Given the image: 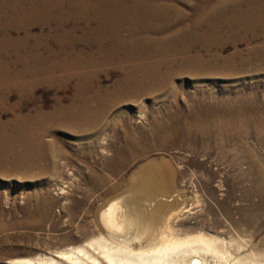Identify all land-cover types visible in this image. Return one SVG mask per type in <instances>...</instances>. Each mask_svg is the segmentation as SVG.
<instances>
[{"label":"rangeland","instance_id":"374dc122","mask_svg":"<svg viewBox=\"0 0 264 264\" xmlns=\"http://www.w3.org/2000/svg\"><path fill=\"white\" fill-rule=\"evenodd\" d=\"M238 1L212 0L210 6L220 2L231 15L237 7L247 10L254 0ZM126 2L134 10L133 1ZM167 3L174 8V22L176 8L188 14L189 26L202 14L194 9L195 1ZM46 4L51 5L49 10ZM86 15H81L76 0H0V62L7 65L11 77L27 66L57 64L53 73H28L11 82L0 66V159L8 158L0 166V264H114L105 256L107 248L115 259L145 264L157 258V248L175 243L184 244L188 252L171 250L161 264H264V128L224 137L219 143L195 138L190 142L182 135L160 137L156 132L158 124L189 116L202 101H228L237 107L245 100L256 104L249 111L264 115V28L250 32L240 23H225L217 29L211 18L190 28L209 35V40L197 41L189 32L194 41L191 51L152 57L155 49L147 47L143 57L132 61L128 50L133 44L114 53L116 38L103 33L94 11ZM189 56L203 57L211 70L183 72L138 95L116 93L133 65L173 59L179 70ZM230 58L233 65H225ZM161 70L165 72V66ZM106 93L105 110L93 126L85 130L57 122L64 109ZM41 111L46 114L45 129L40 130L45 145L38 149L34 141L25 148L15 139L3 138L6 132L17 134L18 117L26 116L29 122L30 115ZM29 152L36 153L35 158H27ZM152 170L158 176L168 172L172 192L145 197L140 208L134 192ZM111 204L112 218H107L106 226L102 212ZM159 204H165L162 214L149 219L148 211ZM200 232L218 239L217 252H206L203 243L190 241ZM169 236L184 240L169 243L165 241Z\"/></svg>","mask_w":264,"mask_h":264},{"label":"bare ground","instance_id":"6f19581e","mask_svg":"<svg viewBox=\"0 0 264 264\" xmlns=\"http://www.w3.org/2000/svg\"><path fill=\"white\" fill-rule=\"evenodd\" d=\"M76 1L78 2V8H79L81 15L85 16L86 14L89 13V11H91V10H92V12L94 11L95 16L97 17V19L100 23L99 24L100 29L103 31V33L116 38L117 42L112 49V51L114 53H119L120 49L122 47H125L128 44H133L132 48H130V50H128V56L132 58L131 59L132 61L140 59V57L142 56V53H141L142 50L146 49L147 47H149V48L152 47L155 49L154 53L152 54V57H171V56H176V55H180L182 53H186V52L191 51L193 48L192 46L194 45V41H192L193 39H195L197 41L198 40H204V41L209 40V38H208L209 35L207 32H199L198 30H196L195 33H194V31L192 32V29H193L192 25L195 22L202 25L201 23H204V22L209 23L210 19L213 18V20L211 19L212 20L211 22H213V25H215L217 29L219 27H222L225 23L232 24V25L235 23H240L242 30L244 28V31H250V32L252 30L253 31L256 30V28H258V27L264 28V0L250 1L247 10H243L242 8L237 7V8H235V10L232 12L231 15H229L228 10L224 9V7L222 6L223 4L220 3L221 1L219 3L213 4L212 6H210V2L212 0H185V1H189V2L195 1L196 5L194 6V9L196 8V10L202 12V14L197 19H194L191 21L192 22L191 26H189L187 23L188 14L184 13L183 11L178 10L177 8L175 10L176 15H177V18H176L177 21L176 22L172 21L173 19H172L171 11H172V9L174 10V8L170 5H168V3H167L168 0H132L134 10L130 7L129 4H127L126 0H93L94 1L93 3H88L87 1L85 2V0H76ZM239 1H238V3H239ZM153 4H157V8H154ZM37 5H38V3H36V5L35 4L33 5V7H32L33 13L37 12L36 11ZM150 5L152 6V8L150 7ZM46 6L47 7L45 9H47V10H49L51 7V5L49 6V4H46ZM103 6L106 7L107 13L103 12V10L105 11ZM240 6H241V4H240ZM42 9H40V10H42ZM176 25L178 27H176ZM190 28H192V29H190ZM189 32L193 33V36H192L193 39L188 38L187 34ZM36 57H38V56H36ZM40 61H38V62H40ZM121 62H123V61H120V63ZM233 62H234L233 59L230 58V59L226 60L225 65H233ZM40 63H42V62H40ZM174 65H175V60H173V59H171V60L167 59V61L161 62V63H152L151 65H148V66H144V65H140V64L139 65H133L131 70H130V73L125 77L124 82L120 83L117 88L115 87L116 93L119 95L122 92L126 91V93H128V94L138 95L140 93H143L142 91L150 89V87L156 86L155 88H157V87H160L162 85L168 84L170 79L174 78L178 74L179 75L182 74L183 72H200L201 70L206 71V69L211 70V67H206L207 62L201 56H197V57L189 56V57L184 58L183 65L180 67L179 70H176V68H174ZM0 66H3V70H2L3 76L5 75L10 80V82H11V80H14V79L16 80L18 77L22 79L28 73H31L33 75H37V74L39 75V73H41V72H46L48 74V73H53L55 71V69H57L56 68L57 64L54 62H52L48 67H45V66L43 67L42 65H37L35 67L27 66L26 68H24L25 69L24 71L18 73V75H16V77H14V79H13L11 77L10 73L7 71V68H6L7 65L0 62ZM162 66H165V68H166L165 72H163L161 70ZM221 68H223V67L220 66V69ZM215 69H217V67ZM0 77H1V75H0ZM2 78H0V79H2ZM108 98H109L108 93L99 94V95H97L96 99L88 98V99L84 100L83 103H80L81 105H76L72 109L71 108L70 109H64L60 114V116L63 117L64 119L59 118V116H58L57 122L63 123L64 125L67 124V125H71V126H76L77 128L78 127H84V129H85V128L91 127L99 120V117L101 116V114L105 110L104 106H105ZM239 103L240 104L236 107V106H231L232 104L229 105L230 103L228 101H225V102L218 101V102H214V103L202 101V103L199 105L198 109L196 108V109L190 111V113H188L189 116L179 115V117H176L173 121H170V123L158 124L156 127V132H157V134H159L160 137H162V136L164 137V136H168V135L170 136V134H171V137L172 136L177 137V136L182 135V136H184V138L188 139L189 141L191 138H195L196 140H201L204 143H209L211 141L219 143V141L222 138H224V137L228 138L231 135H235V134L247 135L251 131H255V132L258 130H259L258 132H260V130L262 131L263 129H261V128H264V115L259 116L256 113H253L251 110L250 111L248 110V107H250V105H256V104L247 103L245 100L240 101ZM45 113H46V111H45ZM47 115H48V113H47ZM44 116L46 117V114H44L43 112L36 114L34 116L30 115L29 116V118H30L29 122L27 121L26 116L18 117L17 121L15 122L16 125H14V127H16L15 131L17 134L15 136L14 135L10 136V135H8L9 133L7 134V132H6L7 129H6L4 131V133L6 132V134L3 135V138L8 139V140H14L15 139L14 141L17 140V143L20 142V146L22 143L23 146H25V148H27L30 144H32V142L36 141V143L39 145V146L37 145L38 149H39V147H41V144H44L41 141L42 140V135H41L42 133L40 134V130L44 131L45 126H46L44 123V119H45ZM48 117L49 116H47V118ZM46 122H47V120H46ZM54 122L56 123V121H54ZM242 122H244L246 124V127H243ZM259 135L261 136V135H263V133H259ZM236 136H238V135H236ZM3 138H2V140H3ZM12 145H14V144L12 143ZM15 145H17V144H15ZM1 146L2 145H0V147ZM4 149H5V147H4ZM13 149H15V148H13ZM19 150H20V148H19ZM21 151H19V152H21ZM31 152H29V156L27 158H32L33 154L30 155ZM24 153H26V155H27L28 149ZM17 154H18V152H17ZM34 155H33V157H34ZM59 155H62V154H60V152H56V156H59ZM19 157H20V154H19ZM37 157H39V154H37ZM27 158H26V160H27ZM6 160L0 159V166L2 165L1 163L5 164ZM13 160L16 161L15 159H13ZM14 161H13V163H14ZM36 162H38V161H36ZM25 163H26V161H25ZM32 164H31V166H32ZM34 164H36V163H34ZM11 165H13V164H11ZM6 167H11V166L6 165ZM260 173H262V172H260ZM168 175H169L168 172H166L164 176H160V175L158 176V174L154 173V171L152 170L148 174V176L145 177V180L142 182V186L139 189H137V191L134 192L135 197L138 198L140 201V208H142L141 202L143 201V199L145 197L147 199V197L150 195H152V196L153 195H164V196H166L172 192L171 191L172 188L170 187V184L168 183V179H169L167 177ZM151 197H149V198H151ZM132 198L134 199V196ZM135 202H136V200H135ZM136 205H137V202H136ZM164 205L159 204L157 207L155 206L156 208L149 210L148 211L149 219L151 217H153V218L159 217L162 214V211L164 209ZM136 207H137V211H138V208H139L138 205ZM144 210L143 209L141 210L142 214H145ZM112 212H113V204L106 207L105 210L102 212V217H103V219L105 218L104 221L106 223V226L108 225L107 218L109 220L112 218ZM103 219H102V221H103ZM124 219H125V217H124ZM111 222H112V220H111ZM114 224H116V223H114ZM169 228H170V226H169ZM169 237L170 238L167 237L165 239V241H168L169 243L170 242L175 243L176 241H179L183 238V237L182 238L180 237L181 239H177L175 236H172V237L169 236ZM190 238H192V237H190ZM193 238H195V239H193ZM193 238H192L193 240L191 239L190 241H192V242L198 241V242L203 243V247H204V249H206V252H207V250L212 251L213 253L217 252V248H216L217 245L215 246V244L218 242V239H216L215 237H210V236H207L205 234H202V232H200L198 237H193ZM183 240H184V238H183ZM186 240H189L188 237ZM103 241H104V238H103ZM105 241H104V243H105ZM96 242H98V241H96ZM119 242H121V240ZM122 242H124V241L122 240ZM160 242H161V240H160ZM104 243L98 242L96 244H98L99 246H103ZM182 243H185V242H182ZM116 244H118V243H116ZM147 244H150V243H147ZM152 244H154V243H152ZM106 245H109V244H106ZM125 245H123V246H125ZM128 245H127V247H128ZM197 245H195V246H197ZM104 246H105V244H104ZM145 247H147V246H145ZM190 247H192V246H190ZM99 248H101V247H99ZM114 248H113V250L116 251V249H114ZM135 248H137V247H135ZM147 248H149V247H147ZM107 249L105 250V252H106L105 256L108 258V260L110 262H112L114 264H130V263L132 264V262H130L131 258L126 259L125 256H122L125 258L124 260L115 259L113 257L114 252L112 253L113 250L111 249L112 254L110 255V253H108ZM157 249H159V252L156 251L159 254L158 256H156L157 258L152 259L153 261L147 260L145 262V264H161L162 262H160V261H162L165 258V256H167L168 254L171 255L170 254L171 250H173L175 252V249L176 250L180 249L183 251L187 250V252H188V248L186 249L184 244H176V243L171 244V245L166 244V245H163ZM79 250L81 251V248ZM132 250H133V248H132ZM189 250L191 251L190 248H189ZM98 251L99 250H97V252ZM128 251L131 252V250H128ZM140 251H142V250H140ZM183 251H181V252H183ZM193 251H195V250H193ZM193 251H191V252H193ZM78 252L79 251H77V253ZM81 252L83 253V251H81ZM92 252H93V250H92ZM118 252L119 251H117V253ZM177 252H178V250H177ZM119 253L122 254L123 252L120 251ZM132 253H133V251H132ZM142 253H144V250L142 251ZM149 255H150V253H149ZM155 255H157V254H155ZM223 255H225V254H223ZM71 256L69 259H71ZM76 256L78 257V254H76ZM89 256L87 255L86 257H89ZM119 256H118V258H119ZM142 256H145V255H142ZM129 257H131V255ZM136 257L137 256H135V258ZM154 258H155V256H154ZM225 258H226V256H225ZM78 260H80V259H78ZM90 260H91V258H90ZM165 260H166V258H165ZM240 260L241 259H239V261ZM95 261H97V260H95ZM134 261L135 260H133V262ZM170 261H172V260H168V263ZM178 261H180V260H178ZM32 262H33V260H32ZM82 262L83 261H81V264H82ZM91 262H93V261H91ZM226 262H228V261H226ZM99 263L102 264V262H99ZM10 264H28V262L15 261V262H10ZM50 264H51V262H50ZM238 264H256V263H252L250 261H244V262L240 261V263H238Z\"/></svg>","mask_w":264,"mask_h":264}]
</instances>
